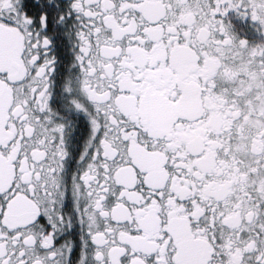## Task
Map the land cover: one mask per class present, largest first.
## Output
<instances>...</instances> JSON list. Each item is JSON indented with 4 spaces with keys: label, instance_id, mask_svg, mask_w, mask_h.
I'll return each instance as SVG.
<instances>
[{
    "label": "flooded vegetation",
    "instance_id": "flooded-vegetation-1",
    "mask_svg": "<svg viewBox=\"0 0 264 264\" xmlns=\"http://www.w3.org/2000/svg\"><path fill=\"white\" fill-rule=\"evenodd\" d=\"M0 52V264H264V0H0Z\"/></svg>",
    "mask_w": 264,
    "mask_h": 264
},
{
    "label": "water",
    "instance_id": "water-1",
    "mask_svg": "<svg viewBox=\"0 0 264 264\" xmlns=\"http://www.w3.org/2000/svg\"><path fill=\"white\" fill-rule=\"evenodd\" d=\"M2 57H4V55L1 54V52H0V61H1ZM3 100H4V99H3ZM2 102H3V101H2Z\"/></svg>",
    "mask_w": 264,
    "mask_h": 264
}]
</instances>
